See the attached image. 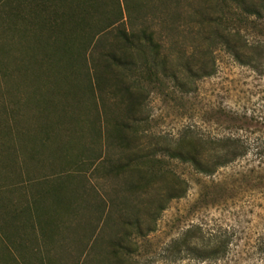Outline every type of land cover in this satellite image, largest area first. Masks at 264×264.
Masks as SVG:
<instances>
[{
	"label": "rangeland",
	"instance_id": "374dc122",
	"mask_svg": "<svg viewBox=\"0 0 264 264\" xmlns=\"http://www.w3.org/2000/svg\"><path fill=\"white\" fill-rule=\"evenodd\" d=\"M1 1L0 264H261L253 244L264 234V57L257 72L218 45L197 49L195 14L205 9L204 0H127L130 18L123 0H102L104 12L86 14L87 35L103 33L106 44H112L116 26L145 28L152 35L139 78L145 95L132 112L140 137L133 162L139 152L146 154L157 178L139 188L136 172H109L105 162L129 156L107 139L114 117L126 114L127 98L110 82L95 87L76 66L78 75L72 77L54 56L46 60V39L41 38L43 45L34 36L46 31L28 21H3L11 15ZM258 1L264 7V0ZM28 6H19V16L33 14ZM92 49L89 44L87 52ZM202 51L215 71L190 80L186 68H197ZM177 69L185 85L172 76ZM189 129L203 137H239L249 151L205 176L163 150ZM250 168L251 178L240 180ZM173 174L185 180V189L181 197L166 199ZM233 177L226 193L217 188L212 196L219 202L231 194L226 202L203 206L204 183ZM194 223L226 228L228 254L173 259L166 245ZM117 239L132 251L113 253Z\"/></svg>",
	"mask_w": 264,
	"mask_h": 264
},
{
	"label": "trees",
	"instance_id": "16d2710c",
	"mask_svg": "<svg viewBox=\"0 0 264 264\" xmlns=\"http://www.w3.org/2000/svg\"><path fill=\"white\" fill-rule=\"evenodd\" d=\"M14 1H1L11 15L10 18L5 17L2 20L9 22L19 20L24 23L28 21L35 24L41 31H46V35L42 36V33L34 35L38 43L43 44V39H46V44L44 42L46 60L48 57L54 56L53 61L63 65L66 68L64 71H67L72 77L78 75V72L76 73L74 70V66H76L80 73L84 71L88 79L94 80L95 87L110 82L114 86L115 92L118 91L127 98L124 105L126 114L114 117L110 123L107 139L111 145L130 153L121 163L119 161L113 163L112 159L105 160L108 163L107 171L136 172L140 181L138 187H148L157 176H155V172L153 173V164L149 163L150 160L147 159L146 154L140 156L139 152L138 162H133V159L137 158L134 153V144H137L140 137L138 133L135 134L139 118L135 117L132 112L141 107L145 95V89L140 85L139 78L143 77L142 68L147 66L148 54L153 48L152 35L145 31V28L136 30L124 25L115 27L112 44L105 43L106 35L103 33L98 34L95 38L87 35L85 31L86 14L92 12L95 14L97 11L104 12L105 4L102 0H23L22 4L18 5H15ZM204 1L206 2L205 9L195 14L198 27L196 48L201 51L210 44L218 45L237 62L261 72L262 58L264 57V7L261 1ZM127 2V0H123L126 15L130 18L131 13ZM23 3L32 5L28 6L33 13L31 16H19V6L25 5ZM140 7H142L141 4ZM119 11L121 15V8ZM6 12L8 13V11ZM43 12L49 14L58 12V14L56 17L45 16ZM95 21L98 22L99 18H95ZM22 33L25 34V32ZM89 44L93 47L91 52H87ZM197 60V68H186V76L190 80L194 79L196 76L194 74H197L198 77H205L214 73L215 67L206 57L204 51L199 52ZM180 72L177 69L172 75L178 86L186 84L185 80L179 78L178 73ZM134 73L138 75L135 79L133 78ZM66 76V72H64L61 78L65 79ZM248 147L245 140L236 136L203 137L189 129L175 137L172 144L163 147V150L177 162L186 163L197 173L210 176L218 169L246 156L249 151ZM252 173H254L253 168L247 169L239 179L247 180L251 178ZM173 175L165 187L166 199L181 197L185 189V180L176 174ZM261 175L259 177H262ZM163 176L164 173L160 178L162 179ZM210 180L203 184L205 191L199 195L203 206L226 202L231 194L224 195L219 202L212 196L216 194L217 188L218 191L226 193L227 183H232L237 178L233 177L230 182L224 178L216 181ZM58 183L63 184V182ZM128 185L131 187L135 184L131 182ZM160 199L164 200L163 197ZM151 214L156 216L154 211ZM122 221L127 223L124 217H122ZM149 230H153V228L150 227ZM122 239L114 241L113 253L118 254V250L120 251L121 248L125 249L127 253L132 251V245ZM230 245L231 234L226 228L194 223L186 226L179 235L171 239L166 245V249L173 259L189 257L211 260L226 256L230 251ZM253 247L255 252L262 255L261 264H264V234H259Z\"/></svg>",
	"mask_w": 264,
	"mask_h": 264
},
{
	"label": "crops",
	"instance_id": "0c3cea01",
	"mask_svg": "<svg viewBox=\"0 0 264 264\" xmlns=\"http://www.w3.org/2000/svg\"><path fill=\"white\" fill-rule=\"evenodd\" d=\"M22 1L23 0H15L14 3H15V5H18V4H22ZM23 4H25V3H23Z\"/></svg>",
	"mask_w": 264,
	"mask_h": 264
}]
</instances>
